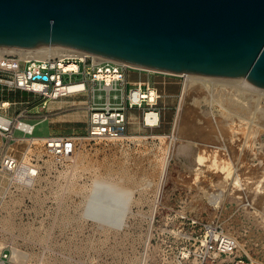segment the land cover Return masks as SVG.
<instances>
[{
    "label": "rangeland",
    "instance_id": "1",
    "mask_svg": "<svg viewBox=\"0 0 264 264\" xmlns=\"http://www.w3.org/2000/svg\"><path fill=\"white\" fill-rule=\"evenodd\" d=\"M177 77L167 79L184 83L183 75ZM82 79L83 70L64 76L66 82ZM239 85L227 92L194 89L187 97L184 130L175 124L183 84L167 88L175 94L162 96L151 109L160 110L156 126L145 124L143 108L135 109L131 131L118 139H83L69 159L47 155L42 142L30 146L0 138V159L14 150L40 167L28 185L0 171V244L13 256L7 264H180L184 237L195 230L191 217L233 235L236 254L264 262V113L257 110L259 92ZM121 93L111 91L113 103ZM106 94L98 83L96 101L102 103ZM228 95L241 96L242 103H233ZM60 99L72 101L74 96ZM66 108L68 115L76 111ZM240 119L245 124L232 128L230 123ZM28 120L36 122L33 136L50 133L48 120ZM96 177L112 179L131 192L126 224L117 233L79 214ZM216 193L221 198L215 203ZM11 247L21 255L15 257ZM189 263H196L194 255Z\"/></svg>",
    "mask_w": 264,
    "mask_h": 264
},
{
    "label": "water",
    "instance_id": "2",
    "mask_svg": "<svg viewBox=\"0 0 264 264\" xmlns=\"http://www.w3.org/2000/svg\"><path fill=\"white\" fill-rule=\"evenodd\" d=\"M39 46L264 89V0H0V47Z\"/></svg>",
    "mask_w": 264,
    "mask_h": 264
},
{
    "label": "built area",
    "instance_id": "3",
    "mask_svg": "<svg viewBox=\"0 0 264 264\" xmlns=\"http://www.w3.org/2000/svg\"><path fill=\"white\" fill-rule=\"evenodd\" d=\"M70 61H74L77 67L69 69L63 66V63ZM129 69L144 70L109 60L96 61L93 55H87L84 58L64 57L53 60L34 58L26 60L9 54L0 56V86L3 88L24 90L54 99L84 92L87 89V81L92 83L93 90V103L86 133L45 137L33 136L34 125L21 119L0 115V136L4 138V142L9 144L11 142L22 143L27 141L32 146L42 142L46 154L59 160L71 158L74 155L77 143L83 139H118L123 137L128 130L127 111L135 108V106L144 108V103L150 107L148 110H151L161 96L156 90L155 99L150 101L147 96L150 89L148 83L138 82L126 89L125 73ZM82 70V80L75 82L64 80L65 75H69L71 78V75L81 73ZM146 71L165 74L170 78L181 76L153 70ZM111 74L113 76L109 77L108 75ZM77 83H82L83 86L71 90L70 85ZM98 83L99 89H104L107 92L106 100L102 103L94 100ZM36 84H39L40 87H36ZM144 85L145 89L143 88ZM232 86L234 89L237 84ZM225 87L221 82L216 81L209 83L208 89L210 91H222ZM118 89L122 92L121 100L113 103L111 91ZM257 95H259L257 110L264 113V92L257 93ZM118 96V93H115L114 97L116 99ZM99 97L103 98V95ZM146 111L144 110V114ZM158 122L150 124L145 119V124L148 126H156ZM16 129L21 130L24 134L16 135ZM29 158L30 164L22 162L24 161L23 157L20 158L14 150H9L0 159V171L10 174L11 180L14 182L21 184H26L30 180L34 182L40 167L37 162H34L35 159H31L30 156ZM189 220L195 230L192 234L184 237L186 252L181 257L182 263L180 264H188L192 255L195 257V264H264L263 261L236 254L238 250L236 238L224 232L218 226L203 223L194 217L189 218ZM229 257L230 259H228ZM10 259H12L10 249L8 247L2 248L0 263H10Z\"/></svg>",
    "mask_w": 264,
    "mask_h": 264
},
{
    "label": "bare ground",
    "instance_id": "4",
    "mask_svg": "<svg viewBox=\"0 0 264 264\" xmlns=\"http://www.w3.org/2000/svg\"><path fill=\"white\" fill-rule=\"evenodd\" d=\"M11 53L17 54V55H19V57H21L22 59H26V60H29L32 58L43 59V60H47V59L53 60L55 58L62 59L64 57H82V58H84L87 55H91L87 52H82L79 50H75V49L67 48V47H62V46L0 47V56H5V55L11 54ZM93 56H94V59L96 61L103 60V58L100 56H97V55H93ZM63 66L66 68H69V69H73V68L77 67V64L74 61H70V62L63 63ZM181 75H183L185 77V80L183 83L181 100H180L177 118H176L177 120L175 122V124L177 126H180L181 128L183 127V126H181V122L184 118L183 114H184V111L186 110V107H187V99H188L187 97H189L191 95V93L193 92L194 89H197V88L199 89L200 87L208 89L209 83L218 81V82H221L224 85V87L229 86V87H225L222 90L223 92H224V90L227 92L228 89L235 91V89H237L238 87H241L239 84H241L242 87H244V88H249V89H252L256 92L258 91L259 93L264 92V89L253 85L251 82H249L245 78L208 77V76L196 75V74H191V73H181ZM108 76L112 77L113 75L111 74ZM237 83H239L238 84L239 86L237 85V86H235L236 88L233 89V86L231 87V85H235ZM82 86H83L82 83L71 84L70 89L73 90L76 87H82ZM36 87H40V85L36 84ZM238 91H239V89H238ZM229 92H231V91H229ZM156 94L157 93H156L155 88L150 86V89L147 93V96L150 98V101L154 100V97L156 96ZM252 96H254V95H252ZM228 98L233 100L234 101L233 103H238V104L242 103V101L240 100L242 98L241 96L234 97L232 95H228ZM226 117L227 116H224L225 119H226ZM145 119H146L147 123L156 124V122L159 120V114H158V112H156V110H148L145 113ZM186 120H187V117H186ZM222 120L223 119L221 118V121ZM184 121H185V119H184ZM242 121H243V119H240L239 121L237 120L235 122H231L230 124L232 125V128L238 129V128H241L245 124V123L243 124ZM182 129L184 130V128H182ZM26 156H27V153H26ZM23 162H25V161H23ZM25 163H29V162H25ZM93 179L94 180H93L92 184L89 186V189L87 190L88 192L85 193V195L83 197V200H82V203L80 206L79 214L81 215V217L86 218V220L87 219L91 220L95 225L99 226L100 228L109 229L110 231L117 233L126 224V218L128 216V212L130 210L131 192L129 189L125 188L124 186L120 185L118 182H116L112 179L105 178V177H96ZM30 182H31V180H30ZM32 182H33V180H32ZM27 183H29V182H27ZM26 185H28V184H26ZM220 192L221 191H219L218 193H220ZM219 196H220V194H217V193L213 194L212 195L213 202H215V201L218 202V200H220ZM220 198H221V196H220ZM2 246L3 245L0 244V250H1ZM12 251L14 252V256L18 257V253L20 250L17 251V248L13 247Z\"/></svg>",
    "mask_w": 264,
    "mask_h": 264
},
{
    "label": "crops",
    "instance_id": "5",
    "mask_svg": "<svg viewBox=\"0 0 264 264\" xmlns=\"http://www.w3.org/2000/svg\"><path fill=\"white\" fill-rule=\"evenodd\" d=\"M167 78H169L167 75L157 74L146 70L129 69L125 73V85L127 89L128 86L132 87L138 82L148 83L150 86H153L155 90H157V92L161 95L159 98L166 96L167 94H169V96H173L175 94L174 88H172L173 90L171 89L169 92H167V88L177 87L179 84L182 88L183 80L180 79L181 81H177L178 77H176L175 79L177 80L169 81ZM86 87L87 89L84 92L70 95L74 96V99L70 101L60 99L63 97L54 99L43 97L42 95L33 92L24 90H9L0 86V115L8 118L21 119L34 125V128L36 122H30L28 120L29 118L48 120L51 127L50 133L40 137L49 135H70L74 133L83 134L86 133L88 129L91 105L93 103L92 83L87 81ZM25 94L29 95L27 99L17 100V96H22ZM94 100L96 101L95 97ZM36 105H40L39 110L36 113H32L31 109ZM70 105L73 106V109L76 111H74V114L68 115V113H65V111L68 110L66 107ZM135 109L140 108H131L127 111L129 121L127 131H131L133 125L136 124L135 120L138 116L133 113ZM143 110H145V107ZM156 111L160 113V110ZM16 131L21 130L16 129L15 133ZM0 138L2 141H4L2 136H0Z\"/></svg>",
    "mask_w": 264,
    "mask_h": 264
},
{
    "label": "trees",
    "instance_id": "6",
    "mask_svg": "<svg viewBox=\"0 0 264 264\" xmlns=\"http://www.w3.org/2000/svg\"><path fill=\"white\" fill-rule=\"evenodd\" d=\"M17 100H25L26 99V96L25 95H22V96H17Z\"/></svg>",
    "mask_w": 264,
    "mask_h": 264
}]
</instances>
